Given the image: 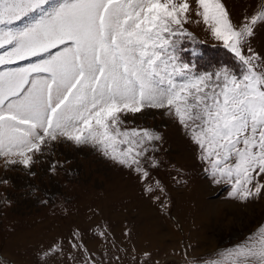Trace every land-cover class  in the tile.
I'll return each instance as SVG.
<instances>
[{"label": "snow or ice", "instance_id": "snow-or-ice-1", "mask_svg": "<svg viewBox=\"0 0 264 264\" xmlns=\"http://www.w3.org/2000/svg\"><path fill=\"white\" fill-rule=\"evenodd\" d=\"M201 20L239 71L225 64L201 72L183 58L185 25ZM260 24L264 6L234 24L221 0H0V167L35 175L58 145L90 147L134 173L166 211L163 186L149 182L163 136L128 127L155 110L181 127L230 197H264V56L251 44ZM96 235L108 240L103 228ZM143 255L149 264L151 253ZM57 262L101 264L82 234L67 252L62 241L41 250L39 264ZM184 264H264V225L214 259Z\"/></svg>", "mask_w": 264, "mask_h": 264}, {"label": "rangeland", "instance_id": "rangeland-1", "mask_svg": "<svg viewBox=\"0 0 264 264\" xmlns=\"http://www.w3.org/2000/svg\"><path fill=\"white\" fill-rule=\"evenodd\" d=\"M221 2L234 24L245 22V17L264 6V0ZM185 27L191 35L181 41L183 58L198 71H211L230 58V66L239 71V62L211 36L202 20ZM255 32L252 47L264 56V24ZM216 46L224 49L223 57L215 55ZM153 112L128 127L148 128L163 136L158 153L162 164L150 170L149 182L163 186L166 211L144 194V184L134 173L90 147L60 144L54 155L32 167L35 175L22 167L10 171L0 167V180L8 181L0 183V259L6 264H39L42 249L62 241L67 252L72 235L82 234L101 264H117L116 256L120 264H143L148 259L145 251L151 253L149 264L209 261L264 225V197L248 202L230 197V185L211 181L181 127ZM53 161L60 162L55 172L49 170ZM100 228L107 231V241L97 237Z\"/></svg>", "mask_w": 264, "mask_h": 264}, {"label": "trees", "instance_id": "trees-1", "mask_svg": "<svg viewBox=\"0 0 264 264\" xmlns=\"http://www.w3.org/2000/svg\"><path fill=\"white\" fill-rule=\"evenodd\" d=\"M208 48H209V47H208ZM216 49H217L218 51H217V53H216L215 55H220V56L223 57V55H224V51H222V50H224V49L221 48V47H218V46H216ZM204 52H205V51H203V53H204ZM230 59H231V58H230ZM230 59L225 60V61H223V62H221V63H223V64H227V65L230 66V63L233 62L232 59H231V60H230ZM217 60L221 61L222 58H217Z\"/></svg>", "mask_w": 264, "mask_h": 264}]
</instances>
